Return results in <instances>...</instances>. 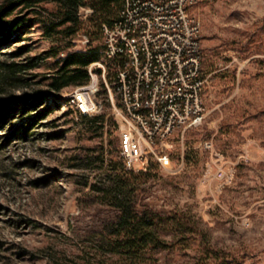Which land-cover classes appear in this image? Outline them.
I'll return each instance as SVG.
<instances>
[{
  "label": "rangeland",
  "instance_id": "374dc122",
  "mask_svg": "<svg viewBox=\"0 0 264 264\" xmlns=\"http://www.w3.org/2000/svg\"><path fill=\"white\" fill-rule=\"evenodd\" d=\"M90 9L80 10L85 22ZM192 12L202 26L207 115L184 135L175 131L172 167H159L142 202L194 214L215 252L206 256L198 236L188 248L160 251L155 264H196L201 256L209 264H264V0H199ZM84 35L85 30L78 33L72 50L87 47ZM51 47L33 23L20 42L0 48V103L10 99L21 107L28 94L49 90L48 77L57 63L48 56ZM103 54L100 88L104 69L110 84L115 77ZM13 62L37 66L17 74L22 81L5 82ZM76 88L47 96L38 110L17 109L0 125V264H100L103 258L91 239L114 211L95 202L82 184L87 172L73 166L85 148L101 140L82 130L81 115L67 102ZM100 99L105 104L103 92ZM109 100V113L118 122L114 104L119 97L114 93V101ZM48 106L51 111L29 127V117ZM210 138L226 161L236 164L229 185L213 178L202 182L211 155L201 144ZM104 140H114L120 149L119 129L105 133ZM242 152L248 161L239 160Z\"/></svg>",
  "mask_w": 264,
  "mask_h": 264
},
{
  "label": "trees",
  "instance_id": "16d2710c",
  "mask_svg": "<svg viewBox=\"0 0 264 264\" xmlns=\"http://www.w3.org/2000/svg\"><path fill=\"white\" fill-rule=\"evenodd\" d=\"M84 7L93 10L86 22L80 16ZM118 13L119 4L114 0H0V48L20 42L27 28L38 23L45 38L52 43L48 56L57 60L56 71L48 77L49 90L28 94L21 99V107L20 103L10 99L0 103V125L17 109L22 112L38 110L47 96L88 83L90 64L101 59L105 50L102 25L116 19ZM82 30L88 34L89 43L84 50H72L74 39ZM32 66L37 63L13 62L3 81H22L17 74ZM102 92L106 97L104 110L81 116L82 130L101 140L97 145L85 148V153L73 165L87 172L82 184L90 188L95 202L114 211V215L92 235L93 249L103 257L100 264H155L160 251L175 246L188 248L198 236L204 241L203 253L212 255L215 251L207 236V228L194 214L180 210L161 211L142 202L158 176L159 165L151 162L147 171L127 170L115 141L105 144V133L112 135L118 129V122L109 113L111 101L104 84L100 94ZM51 109L48 106L39 115L30 116L29 127L38 123ZM90 174H95L93 180ZM196 264L209 263L201 256Z\"/></svg>",
  "mask_w": 264,
  "mask_h": 264
},
{
  "label": "built area",
  "instance_id": "2783aa9c",
  "mask_svg": "<svg viewBox=\"0 0 264 264\" xmlns=\"http://www.w3.org/2000/svg\"><path fill=\"white\" fill-rule=\"evenodd\" d=\"M118 17L102 25L103 59L115 77L105 86L114 104L120 134V154L130 171H147L151 162L172 167V137L201 126L206 118L202 26L192 12L199 0H114ZM92 9H90L91 11ZM84 43L89 42L84 35ZM105 68V66H104ZM90 80L67 95L79 115L103 109L100 99V60L89 66ZM202 147L210 153L203 181L216 179L221 186L236 177V164L226 161L213 138ZM247 152L239 160L248 161ZM238 164V163H237Z\"/></svg>",
  "mask_w": 264,
  "mask_h": 264
}]
</instances>
